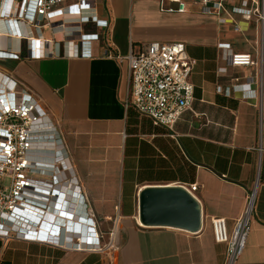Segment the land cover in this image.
<instances>
[{
	"label": "crops",
	"instance_id": "obj_1",
	"mask_svg": "<svg viewBox=\"0 0 264 264\" xmlns=\"http://www.w3.org/2000/svg\"><path fill=\"white\" fill-rule=\"evenodd\" d=\"M77 1L62 0L38 29L21 26L20 39L0 23V75H11L38 98L76 176L45 215L21 217L28 228L39 223L61 241L79 232L85 242L95 235L104 245L114 230V244L98 253L0 238V264H224L226 245L215 241L210 218H224L231 229L254 188L250 231L236 264H264L259 22L232 11L240 0H210L220 6L209 13L198 0H184L181 12L168 11L176 6L169 0H87L88 8ZM149 41L182 42L194 60L193 99L171 128L124 105L127 66L113 54L138 51ZM219 43L250 53L253 63L225 64ZM41 177L51 180L50 174ZM193 183L198 187L190 191ZM181 185L199 204L198 230L142 221L143 191Z\"/></svg>",
	"mask_w": 264,
	"mask_h": 264
},
{
	"label": "built area",
	"instance_id": "obj_2",
	"mask_svg": "<svg viewBox=\"0 0 264 264\" xmlns=\"http://www.w3.org/2000/svg\"><path fill=\"white\" fill-rule=\"evenodd\" d=\"M169 1L176 6H169L168 11L185 10L184 0ZM198 1L204 13L220 6L219 1L212 4L210 0ZM60 2L62 0H0V23L6 32L8 30L9 36L23 38L21 26L28 25L38 29ZM77 5L79 8L89 6L87 0H79ZM232 11L254 17L264 35V0H240L239 5L232 7ZM12 19L13 26L17 29L16 35H12L8 27ZM83 20L87 21L88 18ZM100 24L107 26V21H101ZM84 36L96 37V34ZM218 47L225 64L249 66L253 63L250 53L232 51L228 43H219ZM113 57L127 66V93L124 99L126 108L132 106L154 125L171 128L180 114L190 107L193 99L190 75L194 60L188 56L184 43L149 41L138 51L131 50L125 55L117 53ZM224 69L220 67L218 71ZM47 143L52 144L51 151L46 146ZM43 174H50L51 180L42 178ZM72 181H76L75 171L56 125L49 119L46 110L31 90L18 83L11 75L1 74L0 238L53 243L64 249L98 253L112 248L114 230L109 234V241L101 245L95 235H91L85 242L84 237L79 238V232L66 236L62 241L56 240L55 235L47 233V227L37 223L28 228L30 223L22 221L23 213L45 215L48 205L60 193L62 186ZM58 187L56 191L44 193L46 188L49 191ZM181 187L186 189L184 185ZM197 187V183L190 184L189 190L194 191ZM39 197L43 201L41 205L36 203ZM254 205L255 188L247 194L244 209L231 229L227 227L224 218H210L215 241L226 245L224 264H236L241 256L250 231ZM42 231L45 234H41ZM74 238L81 242H74Z\"/></svg>",
	"mask_w": 264,
	"mask_h": 264
},
{
	"label": "water",
	"instance_id": "obj_3",
	"mask_svg": "<svg viewBox=\"0 0 264 264\" xmlns=\"http://www.w3.org/2000/svg\"><path fill=\"white\" fill-rule=\"evenodd\" d=\"M141 219L196 231L200 225L197 201L183 187L147 189L140 196Z\"/></svg>",
	"mask_w": 264,
	"mask_h": 264
},
{
	"label": "bare ground",
	"instance_id": "obj_4",
	"mask_svg": "<svg viewBox=\"0 0 264 264\" xmlns=\"http://www.w3.org/2000/svg\"><path fill=\"white\" fill-rule=\"evenodd\" d=\"M11 22H12V23L10 24L11 26L8 25V27H14V26H13V19L11 20ZM16 32H17V29H16L15 27L13 28L12 31L10 30V33H11L12 35H14V34L16 35ZM48 142H51V141H48ZM46 146H47V147L50 149V151H51V149H52V144H51V143H47ZM49 153H51V152H49ZM82 236H83V235H82ZM82 236H81V237H82Z\"/></svg>",
	"mask_w": 264,
	"mask_h": 264
},
{
	"label": "rangeland",
	"instance_id": "obj_5",
	"mask_svg": "<svg viewBox=\"0 0 264 264\" xmlns=\"http://www.w3.org/2000/svg\"><path fill=\"white\" fill-rule=\"evenodd\" d=\"M8 45L11 47V45H12V43H11V40L9 39V43H8Z\"/></svg>",
	"mask_w": 264,
	"mask_h": 264
}]
</instances>
